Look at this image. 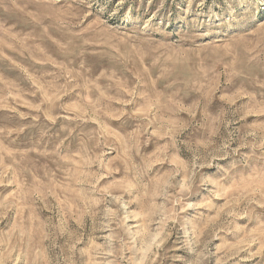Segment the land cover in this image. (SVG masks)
I'll return each instance as SVG.
<instances>
[{
  "label": "rangeland",
  "instance_id": "obj_1",
  "mask_svg": "<svg viewBox=\"0 0 264 264\" xmlns=\"http://www.w3.org/2000/svg\"><path fill=\"white\" fill-rule=\"evenodd\" d=\"M0 264H264V0H0Z\"/></svg>",
  "mask_w": 264,
  "mask_h": 264
}]
</instances>
